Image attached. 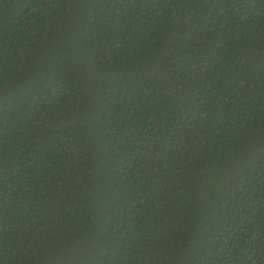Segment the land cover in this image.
Returning <instances> with one entry per match:
<instances>
[{"label": "trees", "instance_id": "1", "mask_svg": "<svg viewBox=\"0 0 264 264\" xmlns=\"http://www.w3.org/2000/svg\"><path fill=\"white\" fill-rule=\"evenodd\" d=\"M0 264H264V0H0Z\"/></svg>", "mask_w": 264, "mask_h": 264}]
</instances>
